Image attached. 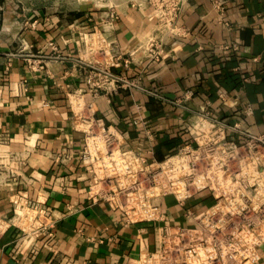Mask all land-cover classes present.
Instances as JSON below:
<instances>
[{
    "label": "crops",
    "instance_id": "obj_1",
    "mask_svg": "<svg viewBox=\"0 0 264 264\" xmlns=\"http://www.w3.org/2000/svg\"><path fill=\"white\" fill-rule=\"evenodd\" d=\"M150 2L81 26L25 19L0 0V264H132L156 248L159 222L127 223L90 196L87 119L147 160L189 141L185 126L202 109L264 132V0H185L172 27ZM91 65L136 86L94 94ZM156 203L190 222L172 195Z\"/></svg>",
    "mask_w": 264,
    "mask_h": 264
},
{
    "label": "built area",
    "instance_id": "obj_2",
    "mask_svg": "<svg viewBox=\"0 0 264 264\" xmlns=\"http://www.w3.org/2000/svg\"><path fill=\"white\" fill-rule=\"evenodd\" d=\"M184 2L150 3L154 16L160 15L172 27ZM93 36L85 34L88 41ZM86 81L94 94L111 83L136 86L109 67L95 65ZM87 120L83 158L93 173L90 196L121 210L127 223H160L156 248H142L132 264L258 262L264 247V132L255 133L239 121L202 109L185 126L189 141L162 160H147L124 148L121 131L95 118ZM169 195L184 209L189 223L167 219L156 200Z\"/></svg>",
    "mask_w": 264,
    "mask_h": 264
},
{
    "label": "rangeland",
    "instance_id": "obj_3",
    "mask_svg": "<svg viewBox=\"0 0 264 264\" xmlns=\"http://www.w3.org/2000/svg\"><path fill=\"white\" fill-rule=\"evenodd\" d=\"M7 6L19 12L25 19L42 16L50 22H63L81 26H92L101 19L109 20L112 11L121 10L127 2L139 0H6ZM93 23V24H92ZM92 32V31H90ZM89 40L92 45L97 39ZM105 42L101 45L105 47ZM108 48V46H106Z\"/></svg>",
    "mask_w": 264,
    "mask_h": 264
}]
</instances>
